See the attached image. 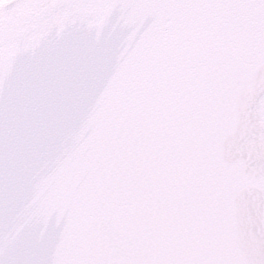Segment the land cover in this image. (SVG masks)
Segmentation results:
<instances>
[{"label":"snow or ice","instance_id":"1","mask_svg":"<svg viewBox=\"0 0 264 264\" xmlns=\"http://www.w3.org/2000/svg\"><path fill=\"white\" fill-rule=\"evenodd\" d=\"M0 264H264V0H0Z\"/></svg>","mask_w":264,"mask_h":264}]
</instances>
